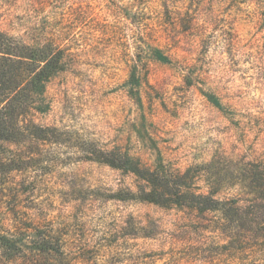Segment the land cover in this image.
Returning a JSON list of instances; mask_svg holds the SVG:
<instances>
[{
	"label": "rangeland",
	"instance_id": "1",
	"mask_svg": "<svg viewBox=\"0 0 264 264\" xmlns=\"http://www.w3.org/2000/svg\"><path fill=\"white\" fill-rule=\"evenodd\" d=\"M0 31L64 66L45 110L0 144V231L36 227L59 251L0 264H264L262 234L139 201L134 172L94 160L120 151L248 204L244 167L264 169V0H0Z\"/></svg>",
	"mask_w": 264,
	"mask_h": 264
},
{
	"label": "trees",
	"instance_id": "2",
	"mask_svg": "<svg viewBox=\"0 0 264 264\" xmlns=\"http://www.w3.org/2000/svg\"><path fill=\"white\" fill-rule=\"evenodd\" d=\"M157 59L168 62L158 51ZM62 51L46 53V49L14 45L7 34L0 31V144H14L13 139L23 131V122L33 109L43 112L42 106L48 83L63 69ZM134 78V75L131 76ZM213 104L221 107L220 102L209 95ZM97 162L108 164L125 172H134L139 181V190L132 196L139 201L151 202L168 208H189L191 211L217 213L220 227H226L231 236H264V169L258 166L244 167L245 181L242 187L249 198L248 204L237 199H220L216 190L200 193L192 189L188 181L189 172L180 174L167 171L160 163L155 168H140L128 155L117 152L100 153ZM200 174V172L198 171ZM196 173V174H198ZM195 176V175H194ZM211 176V175H209ZM246 178L248 181H246ZM215 183H219L215 179ZM121 193V192H120ZM121 198H127L119 195ZM29 240L21 235H9L0 231V257L13 262L19 254L28 251L48 256L59 251L53 247L52 237L32 228ZM253 238V237H251ZM234 245L236 241L229 239ZM238 241L239 238H238ZM37 260L32 258V263Z\"/></svg>",
	"mask_w": 264,
	"mask_h": 264
}]
</instances>
